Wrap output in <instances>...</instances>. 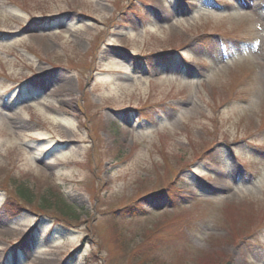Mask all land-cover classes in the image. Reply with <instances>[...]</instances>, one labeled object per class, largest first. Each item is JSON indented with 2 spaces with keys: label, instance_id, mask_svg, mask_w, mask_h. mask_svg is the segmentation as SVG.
<instances>
[{
  "label": "rangeland",
  "instance_id": "374dc122",
  "mask_svg": "<svg viewBox=\"0 0 264 264\" xmlns=\"http://www.w3.org/2000/svg\"><path fill=\"white\" fill-rule=\"evenodd\" d=\"M0 264H264V0H0Z\"/></svg>",
  "mask_w": 264,
  "mask_h": 264
},
{
  "label": "trees",
  "instance_id": "16d2710c",
  "mask_svg": "<svg viewBox=\"0 0 264 264\" xmlns=\"http://www.w3.org/2000/svg\"><path fill=\"white\" fill-rule=\"evenodd\" d=\"M12 187H13L14 193L16 194L18 198H22L28 202L33 197L32 188L25 181H19L18 183H15L14 185H12ZM165 195L168 196V194H165ZM60 196H61L60 194L52 195V194H47V192H44L39 198V203H41V206L44 207L45 210L50 207H53L55 210L62 213L61 215H66L69 217L77 218L74 208L70 206L69 204L65 203L64 199L61 198ZM7 201H9L8 198H7ZM15 209L18 213H20L21 210L19 208L15 207ZM15 209L13 208V210Z\"/></svg>",
  "mask_w": 264,
  "mask_h": 264
}]
</instances>
